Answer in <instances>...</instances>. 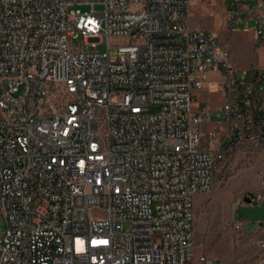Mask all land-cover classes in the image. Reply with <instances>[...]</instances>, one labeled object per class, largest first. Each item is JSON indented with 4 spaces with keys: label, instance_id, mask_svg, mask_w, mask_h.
<instances>
[{
    "label": "built area",
    "instance_id": "obj_1",
    "mask_svg": "<svg viewBox=\"0 0 264 264\" xmlns=\"http://www.w3.org/2000/svg\"><path fill=\"white\" fill-rule=\"evenodd\" d=\"M225 2L264 44V0ZM189 3L0 0V264L194 263L195 196L234 149L264 151V67L237 69Z\"/></svg>",
    "mask_w": 264,
    "mask_h": 264
},
{
    "label": "rangeland",
    "instance_id": "obj_2",
    "mask_svg": "<svg viewBox=\"0 0 264 264\" xmlns=\"http://www.w3.org/2000/svg\"><path fill=\"white\" fill-rule=\"evenodd\" d=\"M71 8L91 13L89 4L74 5ZM93 9L102 10L103 5L95 4ZM209 18V15L202 17L199 26L209 30L203 24ZM209 21L212 26L215 25L214 19ZM242 28L239 24L232 30L226 29L231 35L224 29L210 31L221 42L230 45L237 69L264 67V44L252 39ZM82 43V37L73 39V44ZM86 43L84 51L106 50V44L99 37H89ZM109 52L112 57L116 55L114 48H110ZM152 109L156 107L153 106ZM258 191H264V151L234 149L227 161L217 166L211 192L197 194L194 198L193 264H202L199 261L201 256L216 264H264V251L258 246V240L264 238L258 225L264 219V201L256 206L246 205L244 201L246 195ZM238 223L241 225L236 227ZM3 227L4 221L0 215V229Z\"/></svg>",
    "mask_w": 264,
    "mask_h": 264
},
{
    "label": "crops",
    "instance_id": "obj_3",
    "mask_svg": "<svg viewBox=\"0 0 264 264\" xmlns=\"http://www.w3.org/2000/svg\"><path fill=\"white\" fill-rule=\"evenodd\" d=\"M225 12H226L225 0H190L187 11V20L190 26L196 27L199 26L200 19L202 17L209 15L210 16L209 20L210 19L215 20L214 26H212L209 20H205L203 22V24L209 29V31L211 30L218 32L224 29L227 33H230L226 30L227 29L226 20L224 17ZM247 34L250 35L252 39H254L252 34L250 33ZM229 35H231V33ZM230 54H231L232 63L236 67V63L233 60L231 47H230ZM217 77L218 75L216 73H210L209 78L211 79V81L206 84L205 88L197 92V98H199V101L206 105H209L211 108L219 107L223 101V95L218 90L217 84L215 82ZM195 107H196V91H195Z\"/></svg>",
    "mask_w": 264,
    "mask_h": 264
}]
</instances>
